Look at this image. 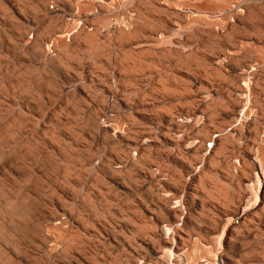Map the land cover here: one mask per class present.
Instances as JSON below:
<instances>
[{"label": "rangeland", "instance_id": "rangeland-1", "mask_svg": "<svg viewBox=\"0 0 264 264\" xmlns=\"http://www.w3.org/2000/svg\"><path fill=\"white\" fill-rule=\"evenodd\" d=\"M0 264H264V0H0Z\"/></svg>", "mask_w": 264, "mask_h": 264}, {"label": "bare ground", "instance_id": "bare-ground-1", "mask_svg": "<svg viewBox=\"0 0 264 264\" xmlns=\"http://www.w3.org/2000/svg\"><path fill=\"white\" fill-rule=\"evenodd\" d=\"M82 4H81V2L79 3V6H81ZM40 42V41H39ZM49 46H50V44H49ZM43 49V48H42ZM97 56H98V53H97ZM109 58H111V56H109ZM116 58H118V57H116ZM52 60H54V61H57V62H59L62 66H63V68H65V69H69L70 67H69V65L72 63L71 61H70V59H69V54H68V50L67 49H64V50H61V51H59V54H58V56L57 57H53V58H51ZM130 59V58H129ZM77 62V61H76ZM134 62V61H133ZM79 63V62H78ZM60 64H59V66H60ZM134 64H137V62H135ZM160 77V76H159ZM164 80V79H163ZM166 80V79H165ZM168 82V81H167ZM160 87L162 88V89H166V84H165V81H161V85H160ZM161 90V89H160ZM100 112H96L95 114H94V118H96L97 116H98V114H99ZM96 123L97 122H95V123H93L94 124V126L96 125Z\"/></svg>", "mask_w": 264, "mask_h": 264}]
</instances>
